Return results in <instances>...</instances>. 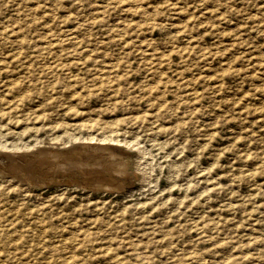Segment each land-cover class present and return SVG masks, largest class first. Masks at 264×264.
<instances>
[{
	"label": "rangeland",
	"instance_id": "1",
	"mask_svg": "<svg viewBox=\"0 0 264 264\" xmlns=\"http://www.w3.org/2000/svg\"><path fill=\"white\" fill-rule=\"evenodd\" d=\"M0 108L1 142L134 162L0 169V264H264V0H0Z\"/></svg>",
	"mask_w": 264,
	"mask_h": 264
},
{
	"label": "bare ground",
	"instance_id": "2",
	"mask_svg": "<svg viewBox=\"0 0 264 264\" xmlns=\"http://www.w3.org/2000/svg\"><path fill=\"white\" fill-rule=\"evenodd\" d=\"M125 1V0H124ZM124 4V3H123ZM128 4V3H127ZM101 9V8H100ZM132 10V9H131ZM130 11V9H127V12ZM126 13V11H125ZM132 13V12H131ZM95 15V14H94ZM94 18V17H93ZM84 23V22H83ZM86 23V22H85ZM84 23V24H85ZM71 31V30H70ZM186 32V31H185ZM61 33V31L59 32ZM58 33V34H59ZM67 33V32H66ZM65 33V34H66ZM72 33V32H71ZM62 34V33H61ZM64 34V33H63ZM64 34V35H65ZM191 37V34H189ZM57 36V35H54ZM68 37L67 35H65ZM77 36V35H76ZM75 36V37H76ZM183 36V34H182ZM50 37V36H49ZM48 37V38H49ZM52 37V36H51ZM50 37V38H51ZM61 38V37H60ZM53 39V38H52ZM66 39V38H65ZM72 39V38H71ZM77 39V38H76ZM80 39V38H79ZM192 39V37L190 38ZM64 40V39H63ZM68 40V39H67ZM74 40V39H73ZM72 40V41H73ZM74 42V41H73ZM80 42V41H79ZM63 43V42H62ZM68 43V42H67ZM77 43V42H76ZM70 44V42H69ZM57 45V44H56ZM188 45V43H187ZM72 46V45H71ZM77 46V45H76ZM70 47V46H69ZM148 47V46H147ZM192 47V46H191ZM67 48V46H65ZM73 48V47H72ZM146 48V47H145ZM151 48V47H150ZM48 49V48H47ZM51 49V48H49ZM68 49V48H67ZM70 49H68L69 51ZM143 50V49H142ZM191 50V49H190ZM71 51V50H70ZM75 51V50H73ZM77 51V50H76ZM193 51V50H191ZM204 51V50H203ZM203 51L201 53H203ZM72 52V51H71ZM146 52V51H145ZM148 52V51H147ZM152 52V51H149ZM176 52V51H175ZM180 52V51H178ZM190 52V51H189ZM77 53V52H76ZM79 53V52H78ZM144 51L142 52V54ZM74 54V52H73ZM152 54V53H150ZM149 54V56H150ZM183 54V53H182ZM185 54V53H184ZM189 55V53H186ZM75 55V54H74ZM79 55V54H78ZM77 55V56H78ZM87 55V54H86ZM93 55V54H91ZM177 55V53H176ZM181 55V54H180ZM205 55V54H204ZM185 56V55H184ZM207 56V55H206ZM76 57V56H75ZM90 57V56H89ZM144 57V56H143ZM204 57V56H203ZM146 58H148L146 56ZM152 58V57H151ZM145 59V57H144ZM154 59V58H153ZM199 59V58H198ZM152 61V60H151ZM150 61V62H151ZM155 62V61H153ZM152 62V63H153ZM73 63H75L73 61ZM81 63V62H80ZM149 63V62H148ZM110 64V63H109ZM114 65V64H112ZM76 66V65H75ZM74 66V67H75ZM115 68V67H114ZM103 69V67H102ZM107 69H110L109 71H112V67L107 65ZM106 69V70H107ZM98 70V69H97ZM108 71V72H109ZM100 72V71H99ZM107 72V73H108ZM102 73V72H101ZM181 74V73H180ZM105 75V74H103ZM99 76V75H98ZM107 78V76H105ZM104 77V78H105ZM184 77V76H183ZM181 77V78H183ZM100 78V76H99ZM103 78V77H102ZM109 79V78H108ZM106 80V79H105ZM185 79H183L184 81ZM109 80H107L108 82ZM105 81H102V83ZM162 82V81H161ZM181 82V81H180ZM99 83V82H98ZM179 83V82H178ZM177 83V84H178ZM163 84V83H162ZM167 84V83H166ZM176 84V85H177ZM180 84V83H179ZM187 84V83H186ZM185 85V84H184ZM188 85V84H187ZM186 85V86H187ZM164 86V85H163ZM183 86V85H181ZM163 89V88H161ZM193 93V92H192ZM19 101V100H18ZM12 102H15L12 100ZM17 102V101H16ZM15 102V103H16ZM4 106V105H3ZM6 106V105H5ZM2 107V106H1ZM8 107V106H7ZM12 107V106H11ZM21 107V106H20ZM19 107V108H20ZM5 108V107H2ZM16 108V107H15ZM1 109V108H0ZM12 110V109H11ZM18 110V109H17ZM13 111H15L13 109ZM64 111V110H63ZM1 112V111H0ZM11 114V113H10ZM85 114V113H84ZM9 115V114H8ZM73 115V114H71ZM79 115V114H78ZM1 116V115H0ZM4 118V115H2ZM7 116V115H6ZM1 118V117H0ZM154 119V118H153ZM81 120V119H78ZM3 121V120H1ZM0 121V122H1ZM86 122V121H85ZM91 122V121H89ZM97 122V120H96ZM15 123V122H14ZM99 124V123H97ZM154 124V123H153ZM75 126V125H74ZM93 126V125H92ZM91 126V127H92ZM62 127V126H61ZM72 128V127H71ZM90 128V127H89ZM95 128V127H94ZM86 129V128H84ZM83 129V131H84ZM49 130V129H47ZM76 130V129H73ZM88 130V129H87ZM86 130V131H87ZM151 131V130H150ZM35 132V131H34ZM160 133V132H159ZM170 133V132H168ZM9 134V133H7ZM161 134V133H160ZM167 134V133H166ZM1 135V134H0ZM149 135V133H148ZM13 136V135H12ZM34 136V135H33ZM73 137V136H72ZM82 137V136H81ZM148 137V136H147ZM80 138V137H79ZM83 138V137H82ZM81 138V139H82ZM84 139H92V137L87 136V138ZM147 139V138H146ZM154 139V138H153ZM98 140V141H97ZM97 142H85L80 144H69L70 147L67 146V148L60 147V146H54L49 145V147H36L37 144H28V143H20L16 144L11 142L10 144H7L5 142L0 141V149L5 148L8 150V152L0 151V169L3 172L2 174H11L13 175L12 178H17V180L25 181L26 183H45V182H51L54 180H46L43 176H38L35 174V171L40 167L42 168H48L52 172H58L61 170L63 174H54L53 177H59L62 180H64L65 176L69 179L72 177H80L84 178L86 175L94 178L90 181H85L87 184L92 183L94 184L95 188L98 187L99 189H105L107 187L108 189H123L124 185L121 184V181L123 182L126 178H131V166L134 163L129 158V152L128 150H124L121 146L118 144H110L106 143L105 141H117L119 140L113 139L111 137L107 138H99L97 139ZM148 140V139H147ZM81 141V140H80ZM95 141V140H94ZM157 141V140H156ZM51 142V141H49ZM114 143V142H113ZM130 143V142H128ZM41 144V143H40ZM39 144V146H40ZM138 144V143H137ZM46 145V143H45ZM128 145V144H127ZM34 150H29L33 149ZM4 149V150H5ZM134 150V149H133ZM136 150V149H135ZM139 152L141 151L140 148H137ZM141 153V152H140ZM134 157V156H133ZM142 164V163H141ZM134 165V164H133ZM39 171V170H38ZM45 171V170H44ZM43 171V172H44ZM47 172V170H46ZM140 173V172H138ZM42 174V173H40ZM39 174V175H40ZM53 174V173H52ZM142 174V173H141ZM85 175V176H84ZM16 176V177H15ZM46 176V175H45ZM87 176V178H88ZM48 177V176H47ZM50 177V175H49ZM135 177V176H133ZM49 179V178H48ZM67 179V180H68ZM85 180V179H83ZM82 180V181H83ZM55 181H58L57 179ZM140 181V180H139ZM71 182V180H70ZM7 184V183H6ZM16 184V183H15ZM12 185V184H11ZM10 185V186H11ZM129 186V185H128ZM86 187H89L86 185ZM102 187V188H101ZM130 187V186H129ZM5 188V187H4ZM106 188V189H107ZM98 189V190H99ZM103 189V190H104ZM8 190V189H7ZM5 188V191H7ZM96 190V189H95ZM15 191V190H14ZM114 191V190H113ZM9 192V191H8ZM112 192V191H111ZM2 204V203H1ZM4 207V206H3ZM5 211V210H3ZM4 215V214H3ZM203 223V222H202ZM200 226V225H199Z\"/></svg>",
	"mask_w": 264,
	"mask_h": 264
}]
</instances>
